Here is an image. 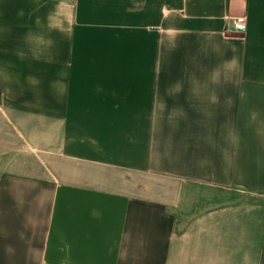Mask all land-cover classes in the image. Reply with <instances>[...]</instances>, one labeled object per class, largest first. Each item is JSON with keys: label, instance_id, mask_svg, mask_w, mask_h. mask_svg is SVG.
<instances>
[{"label": "crops", "instance_id": "1", "mask_svg": "<svg viewBox=\"0 0 264 264\" xmlns=\"http://www.w3.org/2000/svg\"><path fill=\"white\" fill-rule=\"evenodd\" d=\"M0 264H264V0H0Z\"/></svg>", "mask_w": 264, "mask_h": 264}, {"label": "built area", "instance_id": "2", "mask_svg": "<svg viewBox=\"0 0 264 264\" xmlns=\"http://www.w3.org/2000/svg\"><path fill=\"white\" fill-rule=\"evenodd\" d=\"M231 24L233 29L243 32L247 25L246 18L244 16L236 17L231 21Z\"/></svg>", "mask_w": 264, "mask_h": 264}]
</instances>
